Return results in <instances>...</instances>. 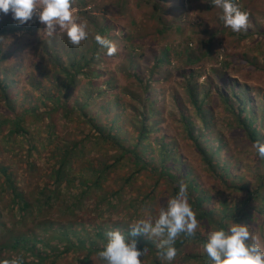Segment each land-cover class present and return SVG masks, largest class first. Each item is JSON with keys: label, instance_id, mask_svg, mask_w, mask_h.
Listing matches in <instances>:
<instances>
[{"label": "rangeland", "instance_id": "obj_1", "mask_svg": "<svg viewBox=\"0 0 264 264\" xmlns=\"http://www.w3.org/2000/svg\"><path fill=\"white\" fill-rule=\"evenodd\" d=\"M147 1L152 2V0ZM232 2L248 13L247 30L233 32L220 19L222 9L214 7L210 0H165L164 16L168 20L169 30L160 34V23L152 16L153 10L148 4L143 3L139 6L136 0H128L127 8L123 10L120 0H72L73 16L77 22L87 24L88 36L91 37L96 32L94 23L99 27L108 25L112 34L117 36L123 51L131 42L137 46V49L131 52V56L121 57V53L118 52L112 55L114 61L100 58L101 62L97 69L105 71V74L99 88L92 90L96 98L90 101L92 106L88 112L102 113L104 117L101 121L102 123L105 121L108 125L113 120L117 94L114 90H109L106 95L100 97L99 93L108 86L107 82L103 81L114 76L118 86L131 93L132 104L119 98V103L124 105L119 108L121 116L118 124L125 130L122 136L126 137L127 143L131 136L129 133L132 131L129 121L136 116L133 108L136 100H133V96L135 98L143 96L140 91L135 90L137 84L132 83L134 81L132 75L136 73L147 81L158 57H163L165 64L157 69L156 76L161 81L151 90L154 100L158 102L159 116L154 122L156 127L151 135L152 142L151 145L149 144L148 156H146L154 168L159 170L168 168L173 173L179 171V173L188 174V177L199 184L200 194H202L201 189L213 193L215 200L210 204L215 203L217 208L222 207L220 203L223 198L222 190L213 191L211 186L216 187L220 182L214 178L208 162L197 149L195 141L198 134H203L198 141L210 150L213 161L220 167L233 168L234 174L239 177L243 175L242 179L236 178L237 183L247 185L253 190L259 186L258 181L253 180L256 179L255 174L259 171L256 168L255 148L249 145L246 137L234 132L232 134L229 125L232 121L229 119L232 113L227 115L228 112H222L225 99H222L218 92L222 95L225 82L230 83L234 90L231 87L228 89L226 99L237 106L234 93L245 95L250 88L252 100L251 103H247V113L251 111L252 104L255 106L256 113H262L260 110L264 106V0H232ZM45 27L39 22L36 14L27 23L19 25L12 18L11 12L0 13V30H5L0 35V78H13L11 87L14 93V107L18 112L24 108L39 106L40 100L44 99V94L53 95L57 91V77L64 78L61 66L69 65L73 58L84 61L83 54L87 48L88 37L77 47L69 42L66 30L58 29L53 37H49ZM57 58L60 61V67L55 62ZM3 69H7L9 76ZM238 83L246 89L238 87ZM79 85L81 89L88 91L85 79L80 78ZM189 86H193L197 91L199 101H204V116H198L196 108L189 102L187 98ZM72 92L68 91V100L70 105L75 106V99L82 93L77 89L74 93ZM105 101L109 108L107 104H104ZM80 103L77 105L79 106ZM179 109L186 111L185 119L178 112ZM6 114L11 115L12 110L0 98V122ZM186 119L194 121L191 128L192 137L185 130L182 122ZM204 119L208 123L206 126L203 123ZM47 121L48 117H45L37 126L31 127L33 131L31 136H34V143L40 151L30 160L39 164L38 168H41L42 172L45 167L51 165L52 161L48 160L51 151L54 150V144L59 140L62 141L64 137L71 140L82 139L83 131L87 133L89 129L88 127L86 129L82 123L80 125L78 119L70 120L73 121L72 123L63 122L61 116L57 120L59 122H55L60 124V129L51 140H46L47 144H43L39 141L40 137H46L49 130L54 128L49 127ZM259 121L255 122L258 126L261 124ZM0 131V163L11 165V170L22 188L25 189L30 183L38 184L34 179L24 181L25 184L23 182L29 155L27 141L21 137L14 138V141L13 138L8 139L6 127L0 128ZM57 134L60 137L59 140ZM161 139L168 142L170 149L166 162L160 158L161 151L156 145ZM156 141L157 143H154ZM12 145H16L15 150H10ZM113 154L114 150L96 148L88 156L111 163ZM129 172H131L129 167L113 171L105 187L117 188L121 182L119 177ZM175 177L179 178L178 175ZM228 177L231 179L232 175L229 174ZM44 180L46 178H43ZM185 182L182 180L181 183L187 186ZM172 188H174L173 185L165 178L159 180V177L140 175L137 183L126 186L127 193L121 199L125 205H129L130 202L136 205L142 204L139 213L134 215V221H137L150 216L149 207L155 208L154 213L158 214L160 207L173 197L169 194ZM150 189L157 190V200L142 201L145 191ZM2 191L0 187V248L3 242L1 236L8 228L16 227L17 231H20L30 226V224L18 225L16 220L10 219L11 214L7 208L9 197ZM227 196L231 204H241L248 197L240 190L228 191ZM134 213L133 206L127 207L126 210L120 208L110 215L109 222L121 218L131 219V214ZM257 224H261V221L258 220ZM255 231V234L260 237L261 244L264 245V226H256ZM20 257L27 261H34L30 253L25 250H3L0 251V264ZM52 259L47 264H78L77 257L73 254L56 260ZM92 264L105 263L94 258Z\"/></svg>", "mask_w": 264, "mask_h": 264}, {"label": "trees", "instance_id": "obj_2", "mask_svg": "<svg viewBox=\"0 0 264 264\" xmlns=\"http://www.w3.org/2000/svg\"><path fill=\"white\" fill-rule=\"evenodd\" d=\"M136 2L139 6L143 3L151 6L152 16L156 18L161 26L160 34H164L169 30L168 20L164 16L166 11L165 0H152V2L136 0ZM127 3L128 0H120L121 9L126 10ZM94 24L96 32L91 37L88 36L87 48L84 50L85 54H83L84 61L73 58L70 60L69 65L65 64L60 67V61L57 58L55 62L62 70L64 78L57 77V91L53 95H50V93L44 94V99L40 100L39 106L24 108L18 112L14 107V93L11 87L13 78H0V98L12 110L11 115L6 114V117L1 120L0 128H7L6 135L8 139L13 138L14 141V138L21 137L27 141L29 155L23 182L29 179L38 182L36 185L27 184L24 189L17 182L15 174L11 170V165L0 163V180H2L0 187H2V193H6L9 197L7 208L10 211L9 214H11L10 219L16 220L19 223L18 225L30 224L27 229L20 231H17L16 227L8 228L1 236L3 242L0 251L25 250L29 252L34 261H27L22 257L23 264H47L51 258L56 260L72 254L77 257L78 264H92L94 258L106 264L98 255L107 242L105 233L110 230H119L124 234H128L129 225L136 222L134 221V215L139 213V208H142V204L136 205L130 202L129 205H125L122 202V196L127 193L126 186L137 183L138 176L147 175L149 177H159V180L165 178L174 187L169 191V194L173 196L178 192L182 180H185L189 203L196 212L199 222L195 235L188 236L186 233L178 235L174 244L177 255L171 264H211L205 251V244L210 231L220 228L227 231L235 222L248 225L249 231L255 234L256 226H264V159L259 157L254 147L257 141L264 142V106L260 110L262 113H256L255 106L252 104L251 111H249V114L247 113V103H251L252 100L250 88L248 94L245 95L234 93L236 103H238L237 106L226 99L228 89L231 87L234 90L230 83L225 82L222 95L218 92V95L225 99L222 112H228L227 115L232 113L229 117L232 120L229 122L232 134L234 132L246 137L249 145H252L257 153L255 161L256 168L259 171L255 174L256 179L253 180L258 181L259 186L255 190L247 185L237 183L236 178L239 175L234 174L233 168L220 167L217 162L213 161V157H210V150L206 146L203 147L198 141L203 134L197 135L195 141L197 149L208 162L209 168L215 176L214 178L220 182L216 187L211 186L213 191L222 190L223 198L220 200L222 207L217 208L215 203L210 204L211 201L215 200L213 193L201 189L202 194H200L199 184L196 180L188 177V174L179 173V171L173 173L168 168L161 170L154 168L147 157L148 147L152 142L151 135L156 127L154 122L156 117L159 116L158 102L154 100L151 90L156 83L161 81L156 76L157 69L165 64L163 57H158L147 81H144L136 73L132 75L134 78L132 83L137 84L135 90L140 91L143 96L141 98L133 96V100H136L135 107H133L136 116L129 121L132 131L129 133L131 136L127 140L128 144L126 143V137L122 136V132H125V130L123 126L118 124L121 116L119 115V108L124 105V103H119V98L132 104L131 93L118 86L114 76L103 81L107 82L108 86L103 92L99 93L100 97L106 95L109 90H114L117 94L118 99L113 109L115 114L113 120L108 125L105 121L102 123L101 119L104 117L102 113L88 112L92 106L90 101H94L96 98L92 90L99 88L98 86L105 74V71L97 69L98 64L101 62L100 58L108 61L114 57L106 54V49L97 44L95 36L100 34L113 41L117 48L114 55L120 52L121 57L131 56V52L137 49V46L131 42L123 51L117 36L112 34L108 25L99 27L96 23ZM4 31V29L0 30V35ZM3 71L9 76L7 69H3ZM80 78L85 79L88 91L81 89L79 85ZM238 87L246 89L240 83H238ZM76 89L80 90L82 95L75 99V106H72L68 100V91L74 93ZM83 98L84 101H82ZM187 98L196 108L198 116H204L205 103L199 101L198 93L193 86H189ZM78 103H80L79 106ZM104 104H107L109 108L106 101ZM178 112L182 114L184 119L186 118L185 110L179 109ZM60 115L64 120L63 122L72 123L73 121L70 120L78 119L80 125L82 123L86 126V129H89L87 133L83 131L84 137L82 139L71 140L64 137L60 141L57 134L59 141L53 145L54 150L51 151L48 160L52 161L51 165L45 167L42 172L41 168H38L39 164L30 160L34 157V154L40 151L34 143V136H31L33 134L31 127L37 126L45 117H48V126L54 128L49 130L46 137H40L39 139L43 144H47L46 140H51L60 129V124L55 123L59 122L57 120L60 119ZM256 120H260V126L255 123ZM182 122L185 125V130L192 137L191 128L194 121L186 119ZM203 123L205 126L208 124L206 120ZM154 143H157V141ZM156 145L161 151L160 158L163 162H166L170 155L168 142L161 139ZM152 146L154 145L152 144ZM96 148L114 150L111 163L89 157L88 155ZM15 149L16 145H12L10 148V150ZM85 157H87L86 160H84ZM125 167H129L131 172L119 177L121 182L118 187L112 189L105 187L111 173ZM229 174L232 175L231 179L228 177ZM176 175L179 178H176ZM242 177L243 175L239 179H242ZM43 178H46V180L43 181ZM239 190L245 192L248 197L241 204H231L227 196L228 191L237 192ZM157 196V190L150 189L145 191L142 201L153 202L157 200ZM129 206L135 208V213L131 214V219L121 218L109 222L111 214H114L120 208L126 210ZM149 210L151 216L158 215L154 213L155 208L149 207ZM258 220L261 221L259 225L257 224ZM55 225L57 226L55 227ZM134 239L138 241L139 249H147L141 257V264H168L159 255L158 241H153L145 235H139Z\"/></svg>", "mask_w": 264, "mask_h": 264}, {"label": "clouds", "instance_id": "obj_3", "mask_svg": "<svg viewBox=\"0 0 264 264\" xmlns=\"http://www.w3.org/2000/svg\"><path fill=\"white\" fill-rule=\"evenodd\" d=\"M210 3L222 9L220 19L233 32L247 30L248 13L232 0H210ZM9 12L19 25L27 23L34 14L38 15L39 22L46 26L47 36L53 37L58 29L66 30L73 46L78 47L89 35L87 24L77 22L73 16L72 0H0V13ZM95 40L101 48L106 49L108 56L117 52L116 45L110 39L97 34ZM254 147L259 157L264 159V142L257 141ZM198 226L196 212L189 203L187 186L181 183L175 196L160 207L157 216L138 219L129 225L128 234L119 230L107 231V242L98 255L106 264H141V257L147 249H139L138 241L134 238L145 235L158 241L159 255L171 264L177 255L174 244L178 235L186 233L193 236ZM205 251L211 264H264V245L246 224L234 222L227 231L223 228L210 231ZM4 264H23V258H13Z\"/></svg>", "mask_w": 264, "mask_h": 264}]
</instances>
